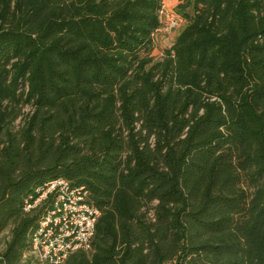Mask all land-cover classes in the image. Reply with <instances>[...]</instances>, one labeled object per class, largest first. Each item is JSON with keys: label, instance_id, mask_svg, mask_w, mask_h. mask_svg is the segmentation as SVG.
Segmentation results:
<instances>
[{"label": "trees", "instance_id": "1", "mask_svg": "<svg viewBox=\"0 0 264 264\" xmlns=\"http://www.w3.org/2000/svg\"><path fill=\"white\" fill-rule=\"evenodd\" d=\"M0 0V264L62 179L100 216L64 264H264V0Z\"/></svg>", "mask_w": 264, "mask_h": 264}, {"label": "built area", "instance_id": "2", "mask_svg": "<svg viewBox=\"0 0 264 264\" xmlns=\"http://www.w3.org/2000/svg\"><path fill=\"white\" fill-rule=\"evenodd\" d=\"M160 16L162 30L168 33L182 21L178 13H169L164 4ZM84 196L66 181L55 179L38 188L32 201L25 200L26 211L45 205L30 238L29 256L35 264H64L71 253L90 250L100 211Z\"/></svg>", "mask_w": 264, "mask_h": 264}, {"label": "crops", "instance_id": "3", "mask_svg": "<svg viewBox=\"0 0 264 264\" xmlns=\"http://www.w3.org/2000/svg\"><path fill=\"white\" fill-rule=\"evenodd\" d=\"M178 3H179V0H166L165 1V5L167 6L168 9L176 7ZM182 28L183 26L174 35H172V37L162 35V34L161 35L157 34L156 36H157V41L159 43V48L163 50L164 48L170 46L175 41V39L177 38ZM165 43L167 45H165Z\"/></svg>", "mask_w": 264, "mask_h": 264}, {"label": "rangeland", "instance_id": "4", "mask_svg": "<svg viewBox=\"0 0 264 264\" xmlns=\"http://www.w3.org/2000/svg\"><path fill=\"white\" fill-rule=\"evenodd\" d=\"M164 5H165V2H164ZM166 6V5H165ZM166 10L169 12V13H171V12H176V8L174 7V8H171V9H168L167 8V6H166ZM162 22V21H161ZM184 21L182 20L181 21V24H179V26L177 27V28H175V29H173L170 33H168V32H164L163 30H162V28L156 33V35L157 34H162V35H166V36H169V37H172V35H174L179 29H181V27L182 26H184ZM162 26H163V24H162ZM165 45H167L166 43H165ZM162 52V50L159 48V43H158V41H157V36H155V49H154V51H153V56H154V58L155 59H158L159 57H161V53Z\"/></svg>", "mask_w": 264, "mask_h": 264}]
</instances>
